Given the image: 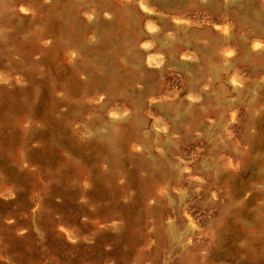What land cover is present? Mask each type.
I'll use <instances>...</instances> for the list:
<instances>
[{
  "label": "rangeland",
  "instance_id": "obj_1",
  "mask_svg": "<svg viewBox=\"0 0 264 264\" xmlns=\"http://www.w3.org/2000/svg\"><path fill=\"white\" fill-rule=\"evenodd\" d=\"M12 1L0 0V16L11 18L0 27V264H188L190 255L193 264H264V55L257 66L249 62L251 42L264 40V0L172 3L178 16L188 13V28L226 27L217 57L208 54L207 37L195 40L165 12L151 15L161 36L150 45L162 54L170 46L164 35L178 30L172 44L192 56L155 73V91H163L142 110L151 147L139 142L130 151L154 162L161 202L142 192L145 170L137 173L128 157L114 170L99 150L105 122L125 123L134 111L121 115L125 95L85 91L71 53L50 48L51 38L31 42L34 8L53 0H24L26 11L17 6L14 20ZM181 92L209 113L192 134H185L189 112L172 103ZM68 94H77L76 113L69 114ZM50 95L66 101L52 108ZM110 104L117 107L112 117ZM158 210H165L158 223L165 240L155 257H138L156 245Z\"/></svg>",
  "mask_w": 264,
  "mask_h": 264
},
{
  "label": "bare ground",
  "instance_id": "obj_2",
  "mask_svg": "<svg viewBox=\"0 0 264 264\" xmlns=\"http://www.w3.org/2000/svg\"><path fill=\"white\" fill-rule=\"evenodd\" d=\"M196 1L184 0L180 2V6L185 7L190 2ZM23 2L24 0H13L6 3L10 14L13 16L12 20L15 19L14 14L17 6L18 11H26ZM31 2L38 3L39 0H29V3ZM174 2L179 1L170 0L167 4H164L163 0H53L46 6L35 7L32 13V20L28 25L31 28V42L38 45L41 39L51 38L52 44L50 48H59L61 56L69 52L75 57L74 61L71 62L70 68L73 77L80 73L85 74L82 82L85 91L91 94H104L106 98L120 94L125 95L126 100L120 104L121 115L133 108L132 115L125 123L110 120L113 122L111 124L106 121L108 128L99 132L103 144L101 143L100 147L99 145L98 147L100 151H104L103 158L108 161L110 167L114 170H121L120 164L123 162L124 157H128L136 163L137 173L141 169L145 170L146 175L140 177L142 178V192L155 198L156 202H161L162 198L157 189V177L152 174L153 168L151 167L155 165L154 162H149L144 158V151L142 153H132L130 151H137L139 142H142L148 151L151 147L150 138L144 136L142 132V129L149 121L147 117H144L142 110L145 109L147 103H155L154 95L156 93L158 95L163 91V89L155 91L157 81L155 73L161 70L163 66H169L173 59H180V61L185 62L192 56L188 53L185 46L172 44V41L176 39V35L181 33L178 30L168 29L169 31L164 36L167 43L170 42V46L168 49L162 50V54L158 46L157 48L151 46V40L159 39L161 36L160 25H155L151 15L154 12H159L160 15L165 12L166 17H162L166 20L172 17L176 25H183L186 28V32L190 31L195 40L207 37L209 41L208 54L210 56L212 54L214 57L218 56L215 47L218 42L217 36L226 32L225 26L213 24L209 27L206 23H201L199 28H188L186 26L188 13H185L184 16H178L180 12L174 10L175 7L172 4ZM173 13L178 14L174 16ZM147 16H151L152 19L146 20ZM10 19L5 15L0 16V27L10 25ZM213 26L218 30L215 31ZM22 27L20 26L19 28L22 29ZM93 37L94 41L89 43ZM200 48L197 46V49H195L196 53H199ZM251 48L254 52L250 54L249 62L257 66L264 55V40H253ZM143 81L145 82L138 86ZM228 82L233 88L239 86L236 73L231 76ZM54 85L57 84L54 83ZM136 85L137 88L134 89ZM74 96L76 97L77 94L73 96L68 94L67 97L70 102L69 114H73L78 109L72 102L75 98ZM184 96L186 98L183 99ZM184 96H182L181 92L174 97L172 103H178L180 107L186 108L189 112L186 116L187 122L189 121L188 130L185 133L187 135L192 134L197 124L202 122L209 113L200 112L191 107L192 103L197 101L194 94L190 92ZM54 98L56 97L50 95L49 103L52 108L66 101L61 98L54 100ZM81 110L84 109L82 108ZM81 110L79 117H76L77 120L83 117L84 112H81ZM116 110L117 107L112 104L107 107V112L111 117L116 113ZM216 110H213V112ZM69 117L73 119L74 115ZM95 123L92 124L91 121L89 125L93 126ZM94 137H97V135L94 134ZM123 146L124 148L127 147V150H124ZM151 163L153 164L151 165ZM157 166H160V164ZM202 170L209 177V171ZM201 174L203 175L202 172ZM217 176L216 179H220ZM107 180L111 181L109 178ZM213 197L215 196L213 195ZM154 213H157L155 222L158 226L156 229V245L153 250L140 252L138 257H148L149 255L155 257L154 252L157 249L160 250L158 247L165 240L162 228L159 227L161 220H163L162 213H165V210H158ZM185 218L188 221L191 220L187 215ZM193 259L194 256L190 255L186 259L187 263L193 264Z\"/></svg>",
  "mask_w": 264,
  "mask_h": 264
}]
</instances>
